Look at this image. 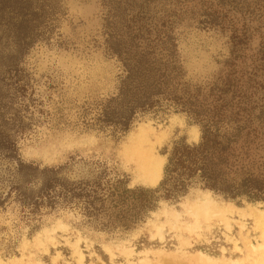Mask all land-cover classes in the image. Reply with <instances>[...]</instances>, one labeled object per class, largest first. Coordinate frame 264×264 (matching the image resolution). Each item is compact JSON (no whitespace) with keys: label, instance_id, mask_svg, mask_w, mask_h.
Instances as JSON below:
<instances>
[{"label":"rangeland","instance_id":"obj_1","mask_svg":"<svg viewBox=\"0 0 264 264\" xmlns=\"http://www.w3.org/2000/svg\"><path fill=\"white\" fill-rule=\"evenodd\" d=\"M120 59L193 93L233 70L228 101L242 94L260 116L264 0H0V264H212L200 253L254 264L263 203L192 187L127 230L110 224L118 209L101 200L111 185L158 188L163 176L150 183L139 163L164 157L165 167L166 150L201 137L163 96L128 131L107 126L126 77ZM208 194L212 212L196 225Z\"/></svg>","mask_w":264,"mask_h":264},{"label":"trees","instance_id":"obj_2","mask_svg":"<svg viewBox=\"0 0 264 264\" xmlns=\"http://www.w3.org/2000/svg\"><path fill=\"white\" fill-rule=\"evenodd\" d=\"M113 51L120 58L119 49ZM120 60L126 77L113 101L115 107H109L103 116L107 126L128 131L135 115L154 107L163 96L169 105L186 114L189 123L200 128L201 137L197 144L183 139L166 150L167 163L158 188L128 189L120 180L111 185L101 200L118 209L109 215L110 224L127 230L155 211L161 200L176 201L192 187L231 201L264 204V113L254 115L253 109L244 105L241 93L236 104L228 101L236 86V73L232 70L204 92L198 88L193 93L188 87L151 82L139 75L136 67ZM234 65L232 62L229 67ZM85 205L86 210H95L93 201Z\"/></svg>","mask_w":264,"mask_h":264},{"label":"bare ground","instance_id":"obj_3","mask_svg":"<svg viewBox=\"0 0 264 264\" xmlns=\"http://www.w3.org/2000/svg\"><path fill=\"white\" fill-rule=\"evenodd\" d=\"M198 134L195 135L196 140L198 139ZM165 163V158L161 157L160 160L158 161H146L143 160L139 163V168L140 171L145 174V178L152 184L156 185L159 183L163 176V167ZM208 194L205 199L195 205L193 208V213L192 216L195 219V224L197 225L200 221V219H207L209 218L211 212H212V200L209 198ZM254 211V218L255 222L258 227H260L261 230V239H262V244L259 246L258 252L252 250V254L254 255H259V258L255 260L254 264H264V210H258L257 208H253ZM254 247V246H253ZM251 248V247H250ZM251 254V253H250ZM201 257H205L207 260H209L212 264H215V261H212L210 258L205 256L204 254L200 253L199 254ZM249 256V255H248ZM256 258V257H255ZM237 264V263H235Z\"/></svg>","mask_w":264,"mask_h":264}]
</instances>
